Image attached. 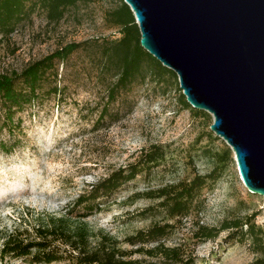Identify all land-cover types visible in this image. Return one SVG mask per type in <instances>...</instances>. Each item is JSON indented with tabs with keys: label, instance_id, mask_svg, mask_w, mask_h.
Returning a JSON list of instances; mask_svg holds the SVG:
<instances>
[{
	"label": "rangeland",
	"instance_id": "1",
	"mask_svg": "<svg viewBox=\"0 0 264 264\" xmlns=\"http://www.w3.org/2000/svg\"><path fill=\"white\" fill-rule=\"evenodd\" d=\"M118 6L117 0L80 2L60 22L49 21L37 8L13 34L0 38V75L21 73L68 43H87L67 62L58 63L59 76L52 85L60 92L46 86L35 103L17 114L20 126L10 135L4 133L16 146L10 154L0 151V249L6 233L64 215L92 184L134 162L150 146L163 145L167 155L159 168L122 187L101 212L85 220H78L85 213L82 207H70L71 223H84L95 243L108 235L130 251L127 237L166 221L162 213H144L153 202L136 199L138 193L192 178L195 172L217 170L220 178L205 191L202 209L179 222L165 243L185 246L196 264H252L259 255L250 238L231 239L229 232L206 242L193 238L198 223L220 227L250 217L264 233V197L245 187L232 149L210 130L213 116L205 111V116H197L196 109L182 105L178 76L138 78L111 105L120 118L98 125L116 79L102 74L96 61L99 45L121 37L106 21L107 13ZM0 264L31 263L7 258Z\"/></svg>",
	"mask_w": 264,
	"mask_h": 264
},
{
	"label": "trees",
	"instance_id": "2",
	"mask_svg": "<svg viewBox=\"0 0 264 264\" xmlns=\"http://www.w3.org/2000/svg\"><path fill=\"white\" fill-rule=\"evenodd\" d=\"M94 1L96 0H0V38L13 34L19 24L37 8L46 12L49 21L60 22L67 11L80 2ZM117 1L119 6L107 13L106 21L111 28L119 30L121 37L99 45L96 61L100 63L102 74H114L116 79L108 89L107 103L102 108L98 125L107 118H120V112L111 111V105L138 78L149 75L157 80H164L167 76L177 79L173 71L165 68L141 47V32L134 13L124 0ZM86 44L68 43L30 64L21 73L0 75L1 152L10 154L16 146L3 136L5 132L12 134L20 126V122L15 123L17 114L35 103L45 92L46 86H51L48 91L60 92L58 85H52L59 76L58 63L67 62ZM181 103L186 109L192 108L184 95L181 96ZM193 112L197 116L207 114L201 110ZM230 153L228 150L227 154ZM166 155L163 145H152L143 150L134 162L113 170L92 184L88 191L70 204L64 215L46 217L32 228L16 227L12 232L6 233L0 249V261L9 258L25 260L31 264H196L189 249L183 245L169 246L165 240L179 222L202 209L205 191L220 178L217 170L205 175L195 172L192 178L138 193L136 199L153 202L143 212L162 213L166 221L155 223L147 230L127 237L126 243L133 248L130 251L122 250L118 241L108 235H102L95 243L93 232L84 223H71L70 207L84 209L85 213L79 215L78 220H85L101 212L102 207L122 187L159 168ZM223 232H229L231 239L242 241L250 238L254 252L259 255L252 264H264V233L255 224V217L247 218L246 221H225L220 227L198 223L193 238L196 242H206L216 240Z\"/></svg>",
	"mask_w": 264,
	"mask_h": 264
},
{
	"label": "water",
	"instance_id": "3",
	"mask_svg": "<svg viewBox=\"0 0 264 264\" xmlns=\"http://www.w3.org/2000/svg\"><path fill=\"white\" fill-rule=\"evenodd\" d=\"M141 47L214 118L245 187L264 197V0H124Z\"/></svg>",
	"mask_w": 264,
	"mask_h": 264
}]
</instances>
